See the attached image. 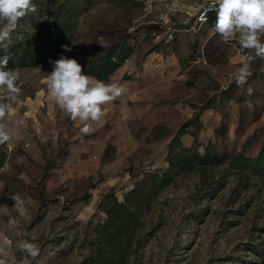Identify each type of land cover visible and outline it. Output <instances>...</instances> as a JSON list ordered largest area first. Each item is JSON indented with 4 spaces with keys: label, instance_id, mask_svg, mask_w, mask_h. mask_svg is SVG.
I'll use <instances>...</instances> for the list:
<instances>
[{
    "label": "rangeland",
    "instance_id": "obj_1",
    "mask_svg": "<svg viewBox=\"0 0 264 264\" xmlns=\"http://www.w3.org/2000/svg\"><path fill=\"white\" fill-rule=\"evenodd\" d=\"M138 1L141 5L128 11L98 1L80 20L75 53L101 42L100 37L104 42L111 31L141 29L138 51L109 82L122 86V95L102 106L104 116L90 121L87 133L48 95L51 65L19 70L17 100L0 97L15 109L4 119L7 127L22 121L19 136L3 145V264H22V239L39 246L32 264L79 261L87 223L104 217L99 207L103 197L114 193L121 200L144 173L166 168L168 144L190 121L182 137L186 146L200 126L201 151L210 142L219 151L243 149L250 157L264 149V58L253 59L247 83L238 86L234 75L241 57L255 53L236 39L224 42L207 25L203 9L215 0ZM226 90L235 98L223 104ZM209 102L212 108L201 109ZM197 183L198 176L191 173L163 192L165 217L147 241L140 264H263L264 194L252 189L233 198L231 177L217 195L193 203ZM13 195L25 200V215L14 206ZM203 207L208 208L203 219L184 223L185 214Z\"/></svg>",
    "mask_w": 264,
    "mask_h": 264
},
{
    "label": "trees",
    "instance_id": "obj_2",
    "mask_svg": "<svg viewBox=\"0 0 264 264\" xmlns=\"http://www.w3.org/2000/svg\"><path fill=\"white\" fill-rule=\"evenodd\" d=\"M98 1H105L124 11L141 5L138 0H33L36 11L18 21L7 51L0 47V57L10 55L7 67L22 70L53 66L50 60L64 55L76 59L86 74L109 83L113 75L138 51L141 29L111 31L103 42L107 47H101L99 44L102 42H98L89 47H80L75 53L74 49L80 42V20ZM212 7L203 9L207 25L211 27L217 18ZM23 24L28 30L22 27ZM64 46L72 50L67 51ZM234 98L231 91H223L220 103ZM212 107L213 103L209 102L201 109ZM2 123L5 124V120ZM191 124L190 121L183 125L168 144L166 168L144 173L124 192L121 200L114 193L103 197L99 207L104 217L87 223L78 245L81 259L74 264H140L147 241L160 228L165 217L160 207L163 192L188 174L198 176V183L191 194L193 203L217 195L231 177L235 181L231 189L233 198L252 189L264 194V149L250 157L243 149L219 151L210 142L201 151L198 139L200 126L191 132L192 145L186 146L182 137L188 133ZM3 145L0 144V169L4 164ZM252 199L253 196L249 202ZM207 212V207L189 212L183 216L184 223L201 220ZM261 230L264 231V228ZM258 251L262 255V250Z\"/></svg>",
    "mask_w": 264,
    "mask_h": 264
},
{
    "label": "clouds",
    "instance_id": "obj_3",
    "mask_svg": "<svg viewBox=\"0 0 264 264\" xmlns=\"http://www.w3.org/2000/svg\"><path fill=\"white\" fill-rule=\"evenodd\" d=\"M217 18L211 30L218 34L224 42L238 40L242 48L255 53L241 57V66L236 69L234 79L238 86L247 83L251 75V62L255 57L264 58V0H215L212 7ZM211 9V10H212ZM36 11L33 0H0V47L5 52L11 44L12 32L18 21L31 12ZM6 22V23H5ZM100 37L99 45L107 47ZM67 51L72 49L64 46ZM10 55L0 57V97L6 94L9 101H16L21 88L17 85L20 71L8 68ZM52 71L48 73V95L56 105L74 122L83 124L82 131H89V122H100L104 116L102 106L117 100L123 92V87L115 83H104L84 72L81 64L74 58L61 55L59 59L50 60ZM12 103L0 102V144L9 142L19 136V125L9 128L2 121L14 115ZM15 201L21 215L27 213L25 200L18 195L11 197ZM28 204L33 203L30 199ZM7 207V206H4ZM14 221L9 224L14 226ZM19 250L25 254L22 264H32L40 253L39 246L29 240L22 239L18 243ZM31 258V259H29ZM0 264H3L0 261Z\"/></svg>",
    "mask_w": 264,
    "mask_h": 264
},
{
    "label": "crops",
    "instance_id": "obj_4",
    "mask_svg": "<svg viewBox=\"0 0 264 264\" xmlns=\"http://www.w3.org/2000/svg\"><path fill=\"white\" fill-rule=\"evenodd\" d=\"M150 56H151V55H149V59H151V61H152L154 58H153L152 56H151V58H150ZM128 61H129V60H128ZM124 65H125V64H124ZM124 65H123V66H124ZM123 66H122V67H123Z\"/></svg>",
    "mask_w": 264,
    "mask_h": 264
},
{
    "label": "built area",
    "instance_id": "obj_5",
    "mask_svg": "<svg viewBox=\"0 0 264 264\" xmlns=\"http://www.w3.org/2000/svg\"><path fill=\"white\" fill-rule=\"evenodd\" d=\"M203 16H204V14H203ZM206 19V18H205Z\"/></svg>",
    "mask_w": 264,
    "mask_h": 264
}]
</instances>
